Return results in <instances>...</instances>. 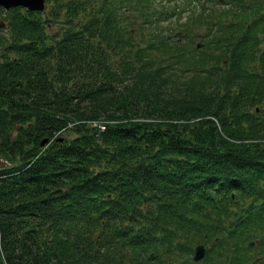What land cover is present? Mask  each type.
Wrapping results in <instances>:
<instances>
[{
	"label": "trees",
	"instance_id": "1",
	"mask_svg": "<svg viewBox=\"0 0 264 264\" xmlns=\"http://www.w3.org/2000/svg\"><path fill=\"white\" fill-rule=\"evenodd\" d=\"M151 1L0 6V264L264 255V0L201 48Z\"/></svg>",
	"mask_w": 264,
	"mask_h": 264
},
{
	"label": "rangeland",
	"instance_id": "2",
	"mask_svg": "<svg viewBox=\"0 0 264 264\" xmlns=\"http://www.w3.org/2000/svg\"><path fill=\"white\" fill-rule=\"evenodd\" d=\"M202 0H152L150 2V8L149 9H153L155 11H157L158 13H162V17L164 18V16L166 15L165 13H173L172 10H176L179 8L180 9V14H178L175 22L173 23L171 20H169V22H162L163 24H161L160 26H154L153 29L148 28V31L153 32V34L155 36L158 35V32H162L164 27L168 28V33L171 34H175L176 31H178V33L182 32L181 30H177L174 29L175 28V24L176 23H180L179 21L182 20L184 18V14L183 11H187V10H198L199 7V2ZM207 1V0H206ZM226 1H233V0H226ZM248 2V0H245V3ZM154 4V5H153ZM210 5V3H208ZM226 8V7H225ZM222 6H220L219 2L213 4V9H225ZM172 9V10H171ZM196 18L198 17V19L200 20H196L195 22L193 20H195L194 18H190L187 19V25H189L188 27H191V32H189L187 35L188 36H196V39L200 41H202V34L207 35L209 33V31H207V25L205 23H203V13H199V14H195ZM186 17L192 16V14H186ZM166 19H170L168 16H166ZM166 25V26H163ZM185 30H187L188 28H186V26L183 27ZM137 30V29H136ZM139 31V30H137ZM184 31V30H183ZM184 35L187 33V31L183 32ZM211 33V32H210ZM153 36H151L150 34L145 36V40L149 41L152 39ZM201 37V38H200ZM196 39H195V43H196ZM136 40L137 41H141L142 37H140L139 33L136 36ZM205 53L207 52V50H203ZM254 249H257V247H254ZM258 255H261V253L259 252Z\"/></svg>",
	"mask_w": 264,
	"mask_h": 264
},
{
	"label": "water",
	"instance_id": "3",
	"mask_svg": "<svg viewBox=\"0 0 264 264\" xmlns=\"http://www.w3.org/2000/svg\"><path fill=\"white\" fill-rule=\"evenodd\" d=\"M46 0H0V6L5 8L6 10H10L11 8L24 6L31 10L40 11L45 8ZM9 164L5 160L0 158V169L7 167ZM205 254L203 246L197 247V253L195 256V260H199Z\"/></svg>",
	"mask_w": 264,
	"mask_h": 264
}]
</instances>
